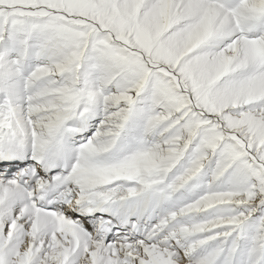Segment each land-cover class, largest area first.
I'll return each instance as SVG.
<instances>
[{
    "label": "snow or ice",
    "instance_id": "1",
    "mask_svg": "<svg viewBox=\"0 0 264 264\" xmlns=\"http://www.w3.org/2000/svg\"><path fill=\"white\" fill-rule=\"evenodd\" d=\"M0 264H264V0H0Z\"/></svg>",
    "mask_w": 264,
    "mask_h": 264
}]
</instances>
